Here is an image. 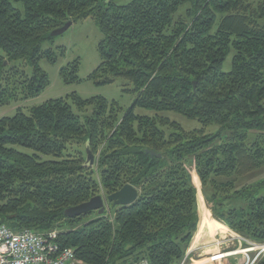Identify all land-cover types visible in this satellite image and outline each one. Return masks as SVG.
Returning a JSON list of instances; mask_svg holds the SVG:
<instances>
[{"label":"trees","instance_id":"trees-1","mask_svg":"<svg viewBox=\"0 0 264 264\" xmlns=\"http://www.w3.org/2000/svg\"><path fill=\"white\" fill-rule=\"evenodd\" d=\"M115 1L0 0V108L49 86L40 63L55 64L63 49L43 43L87 19L101 34L88 80L121 81L134 96L123 110L73 93L1 118L0 225L56 231L78 264H185L198 228L194 175L213 218L264 245V179L237 187L264 168V0ZM79 63L60 69L65 84L80 82ZM165 113L198 127L186 130ZM125 185L139 193L132 205L64 216Z\"/></svg>","mask_w":264,"mask_h":264},{"label":"rangeland","instance_id":"rangeland-1","mask_svg":"<svg viewBox=\"0 0 264 264\" xmlns=\"http://www.w3.org/2000/svg\"><path fill=\"white\" fill-rule=\"evenodd\" d=\"M130 1L132 0H116L115 3L118 5H125ZM100 39H101V34L98 30L97 25L95 24L94 21L87 19L85 21L76 22L72 24V26L62 35L54 37L51 43L49 42L43 43L42 48L44 49L52 48L58 55L60 54L61 49H63V55L58 58L55 64H50L45 60H42L40 63L42 70L46 72L49 77V81H50L49 86L40 95L34 98H31L27 101L14 102L8 106L1 107L0 119L5 117H13L18 109H20L23 113L27 114L28 110L31 109L32 107L42 105L49 100L66 98L67 96L73 93L77 94L79 97L83 99H88L92 97H103L108 101L117 102L123 110L129 108L134 101V96L130 93L123 92V87H122L123 83L121 81H117L111 85L96 86L91 81L88 80L89 75L99 65L97 44ZM77 59L80 62L79 71H78V77L80 79V82L65 84L60 76V69ZM230 65H231V54L227 57L226 61L224 62L222 70L224 72L228 71L231 67ZM136 112L137 114L140 115L153 114L151 112L142 109H138ZM163 116L169 117L171 120L177 122L182 128L186 130L198 127V124L196 122L188 120L185 117L177 114L165 113L163 114ZM216 131H217L216 127H212L209 129V133H214ZM263 179H264V168L239 178L237 180V187L241 188L244 186H251L259 183ZM192 180L197 193L198 225L199 224L201 225V223L204 222L203 211H206V213L210 218L209 219L210 222L205 221L208 224L210 223L209 227L204 226L201 232L202 235L206 234V238H207L206 242H208L211 245H216L218 243L220 247L221 246L224 247L225 244L226 245L229 244V248H231L232 246L230 243H232V237L230 235H233L234 237L239 235L228 229L222 222H219L218 220L213 218L209 205L206 203L205 198L202 195L200 182L197 181L194 175L192 176ZM106 211H108V205H106ZM110 211H113V209H110ZM91 218H94V216L92 215ZM213 221L215 223H213ZM217 223L224 225L227 229L220 228L218 225H216ZM216 234H218V236L214 237V235ZM207 236L210 237V239ZM237 240H239V238H237ZM192 242L193 239L190 245L192 244ZM248 242L250 243V241ZM241 243H242V248H241L242 250H246L248 248L254 247V246L250 247L247 245L243 246L244 242L241 241ZM223 251L227 252V250H223ZM260 252H261L260 249H256L250 253L256 255L258 253L260 254ZM262 254H264V252H262L260 255Z\"/></svg>","mask_w":264,"mask_h":264},{"label":"built area","instance_id":"built-area-1","mask_svg":"<svg viewBox=\"0 0 264 264\" xmlns=\"http://www.w3.org/2000/svg\"><path fill=\"white\" fill-rule=\"evenodd\" d=\"M238 242L247 240L240 236L234 237ZM233 239V238H232ZM241 240V241H240ZM218 245V243L216 244ZM250 247L241 250L242 254L260 249L264 252V245L250 242ZM238 252H217L208 258L209 262H217L229 256H236ZM186 259V256H185ZM76 258L72 250L61 249L57 244V232L34 233L31 230L14 232L5 225H0V264H75ZM141 264H147L142 262Z\"/></svg>","mask_w":264,"mask_h":264},{"label":"water","instance_id":"water-1","mask_svg":"<svg viewBox=\"0 0 264 264\" xmlns=\"http://www.w3.org/2000/svg\"><path fill=\"white\" fill-rule=\"evenodd\" d=\"M72 22H67L63 27L56 29L50 33L51 37H57L66 32L71 26ZM195 87V83H193ZM146 154H149L151 157L160 158L159 154H156L153 151L146 150ZM87 164L92 166L93 156L88 152L87 153ZM138 191L130 186L125 185L117 191L116 193L103 197L101 195L91 198L88 202L78 205L76 207L69 208L64 211V216L73 219L78 217L85 218L90 213H96L98 216H102L105 213L106 205H111L112 207H126L132 205L138 198Z\"/></svg>","mask_w":264,"mask_h":264},{"label":"crops","instance_id":"crops-1","mask_svg":"<svg viewBox=\"0 0 264 264\" xmlns=\"http://www.w3.org/2000/svg\"><path fill=\"white\" fill-rule=\"evenodd\" d=\"M203 223H201V225L200 224L198 225V230L193 238V242L189 246L186 252L185 264H253L257 260V258L260 256L259 253L256 255L252 253L242 254L240 252L242 250L241 249L242 243L238 242V240H236L233 235H230L233 238L232 243H230L232 246V247L230 246L231 248H229V244L228 245L225 244L224 247L223 246L220 247L219 245L218 247L217 245L209 244L208 242H206V239H207L206 234L202 235L201 233L202 228L206 226ZM216 236H218V234L214 235V237ZM208 238L210 239V237ZM246 245L249 246L250 243L248 241L244 242L243 246H246ZM223 250H227V252H238V255L229 256L218 262L208 261V258L210 256L216 254L217 252H221ZM75 264H78V263H75Z\"/></svg>","mask_w":264,"mask_h":264},{"label":"bare ground","instance_id":"bare-ground-1","mask_svg":"<svg viewBox=\"0 0 264 264\" xmlns=\"http://www.w3.org/2000/svg\"><path fill=\"white\" fill-rule=\"evenodd\" d=\"M203 214H204V225H206V226H208L209 227V224L207 223L208 221H209V216H208V214L206 213V211H203ZM205 221H207V222H205ZM210 222V221H209ZM214 222V221H213ZM212 223V222H211ZM215 223V222H214ZM216 225H218L220 228H222V229H227L224 225H222V224H220V223H217Z\"/></svg>","mask_w":264,"mask_h":264}]
</instances>
